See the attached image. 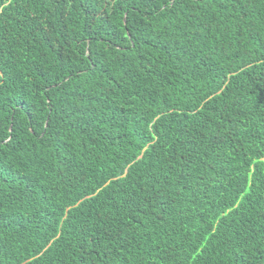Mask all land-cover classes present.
<instances>
[{"label": "trees", "instance_id": "16d2710c", "mask_svg": "<svg viewBox=\"0 0 264 264\" xmlns=\"http://www.w3.org/2000/svg\"><path fill=\"white\" fill-rule=\"evenodd\" d=\"M0 264H264V0H0Z\"/></svg>", "mask_w": 264, "mask_h": 264}]
</instances>
